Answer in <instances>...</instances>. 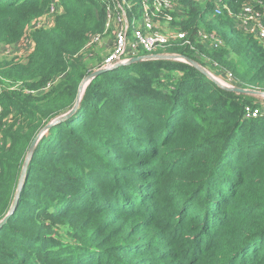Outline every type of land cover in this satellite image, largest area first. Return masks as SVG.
I'll use <instances>...</instances> for the list:
<instances>
[{"label":"trees","instance_id":"trees-1","mask_svg":"<svg viewBox=\"0 0 264 264\" xmlns=\"http://www.w3.org/2000/svg\"><path fill=\"white\" fill-rule=\"evenodd\" d=\"M177 1L192 49L139 56H182L264 93V45L208 1ZM51 6L52 26L29 34ZM104 16L97 0H0V47L33 44L25 61L0 64V223L32 141L97 71L81 52ZM199 29L223 46L199 43ZM260 97L173 59L92 78L35 145L0 226V264H264V116L244 118Z\"/></svg>","mask_w":264,"mask_h":264},{"label":"built area","instance_id":"built-area-1","mask_svg":"<svg viewBox=\"0 0 264 264\" xmlns=\"http://www.w3.org/2000/svg\"><path fill=\"white\" fill-rule=\"evenodd\" d=\"M105 9L104 27L101 34L90 38L81 53H86L92 45L97 44L101 37L111 33L113 44L111 50L102 59L97 70L111 69L118 63L126 62L140 53H151L157 49L181 43L190 46L187 30L168 29L172 22V14L179 13L177 0H97ZM200 3L208 1L213 6L215 14L226 13L236 21L237 27L246 34L253 35L262 45H264V26L262 18L264 15V3L261 1L243 3L237 13H233L228 4V0H196ZM137 7L135 11V7ZM55 14V6H51L47 13L34 24L38 28L50 22ZM158 19H162L167 27L158 24ZM172 25V24H171ZM196 40L216 50L223 46L220 37L210 31L197 30ZM31 42L29 36L19 44ZM192 49V47H191ZM213 66V65H212ZM214 67L216 65L214 64ZM214 76V75H212ZM224 78V79H223ZM223 78H214L220 85L226 87H236L234 80L229 73H224ZM47 85L46 87H48ZM264 106L262 111L259 108L246 106L244 118L246 120L264 116Z\"/></svg>","mask_w":264,"mask_h":264},{"label":"rangeland","instance_id":"rangeland-1","mask_svg":"<svg viewBox=\"0 0 264 264\" xmlns=\"http://www.w3.org/2000/svg\"><path fill=\"white\" fill-rule=\"evenodd\" d=\"M200 1H202V0H200ZM56 11H57V7H56ZM212 15H213V13H211V11L209 13H207V15L205 16L206 21L209 20L212 17ZM54 16H55V14H54ZM53 17H52V20L50 22H48L47 24L40 26L38 28H34V24L31 25L28 29V33L32 34L35 29H40V28L48 29V28H50L52 26V23H53V19H54ZM172 17H173V20L168 25L169 26L168 29H172V30L173 29H181L180 28L181 26L179 25V23H180L179 19L181 18L180 14H178V13L172 14ZM158 24H160L162 27H167V25L165 24V22L162 19H158ZM222 30L224 32H227L228 27L225 25L222 27ZM25 43L26 44L2 45L0 47V64H2V62H11L14 60L20 61L22 59L25 61L27 54L30 53V51H32V49H33V44L31 42L28 41ZM112 44H113V35L111 33L105 34L101 37L100 41L97 44L92 45L91 48L86 53L83 52L82 56L85 57V55H87L86 56L88 58L87 61L93 63L95 68L98 69L101 65L102 59L111 50ZM98 58L100 59L99 61L97 60ZM208 71L210 72L211 75H214L213 78H219V76H218L220 74L219 70L217 71V69H214V70H211V71L208 70ZM260 100L261 101L258 103L259 110H261L262 107L264 106V95H261Z\"/></svg>","mask_w":264,"mask_h":264},{"label":"water","instance_id":"water-1","mask_svg":"<svg viewBox=\"0 0 264 264\" xmlns=\"http://www.w3.org/2000/svg\"><path fill=\"white\" fill-rule=\"evenodd\" d=\"M158 59H173V60H179V61H182V62H185L191 66H194L196 67L200 72H202L204 75H206L208 78H210L211 80H213L217 85H219L220 87L228 90V91H232V92H236V93H239V94H250V95H258V96H261V95H264V93H260L258 91H252V90H244V89H241L239 87H226V86H223V85H220L214 78L213 76L210 74V72L198 65L196 62L192 61V60H189L185 57H182V56H178V55H171V54H165V55H147V56H137V57H133L131 59H129L128 61L126 62H122V63H118L116 64L115 66H113L111 69H114V68H117V67H120V66H125V65H132V64H135V63H139V62H142V61H147V60H158ZM111 69H108V70H111ZM108 70H97L93 73H91L90 75H88L82 82V84L80 85L79 87V92H78V96H77V100H76V103L73 107V109L68 112L67 114L53 120L52 122H50L49 124H47L44 129L35 137V139L32 141L28 151H27V156H26V159H25V162L23 164V169L21 171V175H20V179H19V186H18V190L16 192V195H15V198L13 200V204L10 208V211H9V214L8 216L12 213V211L15 209V206L17 204V199H18V196H19V193H20V189L22 187V184H23V181H24V177H25V173H26V170H27V165H28V162L33 154V151H34V148H35V145L37 144L38 140L43 136V134L49 129L51 128L53 125L57 124L58 122L64 120V119H67L68 117H70L77 109L78 107V104H79V101H80V98H81V95L83 93V90L85 88V86L87 85V83L94 77H96L97 75H99L100 73L102 72H105V71H108ZM0 223V226L5 222V220L7 219V217Z\"/></svg>","mask_w":264,"mask_h":264}]
</instances>
